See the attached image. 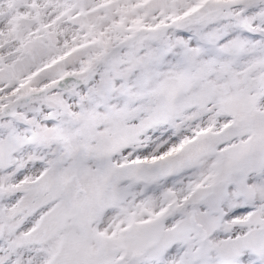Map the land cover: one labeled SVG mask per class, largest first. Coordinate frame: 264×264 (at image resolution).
<instances>
[{
    "label": "snow or ice",
    "instance_id": "6c2138e0",
    "mask_svg": "<svg viewBox=\"0 0 264 264\" xmlns=\"http://www.w3.org/2000/svg\"><path fill=\"white\" fill-rule=\"evenodd\" d=\"M0 264H264V0H0Z\"/></svg>",
    "mask_w": 264,
    "mask_h": 264
}]
</instances>
